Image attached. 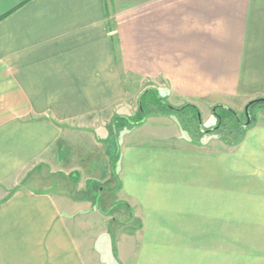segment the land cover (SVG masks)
I'll list each match as a JSON object with an SVG mask.
<instances>
[{"label": "crops", "instance_id": "1", "mask_svg": "<svg viewBox=\"0 0 264 264\" xmlns=\"http://www.w3.org/2000/svg\"><path fill=\"white\" fill-rule=\"evenodd\" d=\"M213 8L0 0V264H102L118 238L121 264H264V110L235 144L211 132L191 139L177 116L150 115L117 136L112 169L109 128L128 116L133 85L158 80L195 104L236 92L244 71L239 93L264 97V49L246 69L240 50L214 59L211 25L222 15ZM150 121L172 126L174 142L145 145ZM153 129L154 141L166 135ZM162 155L172 160L173 198L112 199Z\"/></svg>", "mask_w": 264, "mask_h": 264}, {"label": "rangeland", "instance_id": "2", "mask_svg": "<svg viewBox=\"0 0 264 264\" xmlns=\"http://www.w3.org/2000/svg\"><path fill=\"white\" fill-rule=\"evenodd\" d=\"M212 2L215 15L217 17L219 15H222V19L220 18L217 21H214L211 25L213 41L214 43H216L213 46L214 59L220 58L221 56H226L228 53L232 55V52H235V50H240V54L242 55L241 61L244 65V68L246 69L249 64L248 61L252 60L251 58L253 57V54L256 53L257 50L264 49V0H212ZM238 12H242V18L236 16ZM239 18L240 20H238ZM240 72L243 73L244 71ZM240 72L236 76V83L231 84V88L236 85V92L234 91L235 89L232 88L227 94L214 93L213 98L211 100L195 99L192 101L193 103L197 104L202 108L199 110L202 116L203 127L205 129L209 130V128L217 125V119L214 117L211 110L215 107L214 105L220 101H225L230 106H233L236 109L240 119H237L238 123H240V121L244 123L247 121L244 108L253 99L251 94L243 95L237 90L239 89V87H242L240 83L245 82L246 84H248L249 81L246 74L243 73L242 75ZM145 87H152L154 89L159 90L161 96H164L166 100L176 108L187 104L185 103L187 102L185 99V101L181 100L179 95L173 94L174 92L172 93L169 90L168 93V89H166L168 86L160 87V83L158 80L154 82L150 79L148 81H145V84H142L141 87L137 88L135 85H133V93L131 100L129 101L130 110L127 111L129 112L128 116L133 118L137 117L139 112V98L141 94L146 90L144 89ZM260 110H264V103L258 104L252 109V114L255 119L257 118ZM173 115L179 116L176 113H174ZM203 115L204 118L210 116V120H207L205 122ZM227 125L229 127H237L235 123L231 124V122H228ZM152 127L156 128V132L162 131L164 132V134L166 132V135H159L157 137L158 139L156 138L157 141H154L152 138L153 136L149 135L150 133L148 132L150 130L154 131V129L152 130ZM168 129L173 131L172 126H170L169 128L167 127V129H164V127L161 126L155 127L153 121H150L148 126L143 128L144 133H142L141 131L142 135H144L146 131L148 133V136L144 137V144H157L166 146L172 144L174 140H171L169 138ZM121 132L122 130H120L119 136L120 134H122ZM210 134L213 135V137H217L219 139L227 141L230 144H235L233 143L234 135L228 134L227 130H221L220 133L217 134L211 132ZM203 137L204 136L200 137V140ZM114 141L116 142V145L119 142L116 136L114 137ZM123 142L124 140L122 139L121 143ZM117 149L118 146H116V151ZM148 163L149 169H144V174H140V181L136 183V187L132 190H123V192L121 193H113V200H121L124 198V196L133 200L134 198H136V194L142 197L146 194L145 196H149L156 199H170L174 197L175 192L172 182L171 158L162 155L161 157H156V159H154L153 156H150V158L148 159ZM45 176L49 181H55L56 179L58 183L62 182V179L60 177H53V175L49 176L46 174ZM117 240H119L118 246L115 242L112 251H109V253L103 255L104 258H106V256L107 258L102 261V264H121L120 256H122L124 260V241L122 238H118Z\"/></svg>", "mask_w": 264, "mask_h": 264}, {"label": "trees", "instance_id": "3", "mask_svg": "<svg viewBox=\"0 0 264 264\" xmlns=\"http://www.w3.org/2000/svg\"><path fill=\"white\" fill-rule=\"evenodd\" d=\"M258 104L261 103H255L249 109L251 123H253L255 120V117H253L252 114V109ZM215 108L216 110L213 112V115L217 119V125L219 123V118L221 119V125L218 128H214L217 125L209 128L210 132L217 134L220 133L221 130H227L228 134L234 135L233 143H238L247 127L238 123L235 113L228 109V107L225 105H216ZM174 113L179 115L177 116L179 122L188 137L199 141L200 137L205 134V128L203 127V129H201L199 125V108L195 104L191 103H187L179 108H176L172 106L164 96H161L157 89L154 88H148L141 94L139 98V112L137 117L133 118L130 116H116L109 128L110 133L111 135L117 137L120 130H123L126 127H135L141 125L150 115ZM228 122H231V124L235 123L237 127H229L227 125ZM116 146H118V143ZM118 160L119 151L117 150L112 159V169L114 175L117 174L116 167Z\"/></svg>", "mask_w": 264, "mask_h": 264}, {"label": "water", "instance_id": "4", "mask_svg": "<svg viewBox=\"0 0 264 264\" xmlns=\"http://www.w3.org/2000/svg\"><path fill=\"white\" fill-rule=\"evenodd\" d=\"M255 103H264V97H261V98H255V99L251 100V101L245 106V113H246L247 121H246L245 123L242 122V121H240V123H241L242 125L246 126V127L249 126L250 123H251V118H250V112H249V109H250V107H251L253 104H255ZM226 107H227V106H226ZM228 109L232 110V111L235 113L237 119L240 120V119H239V115H238V113H237L235 110H233V109H231V108H229V107H228ZM215 110H216V108L214 107V108H213V112H214ZM199 125H200V128L203 129V121H202L201 113H199ZM220 125H221V119L219 118V123H218V125H217L216 127H214V128H218V127H220ZM204 132L208 133V132H210V130H207V129H206V130H204Z\"/></svg>", "mask_w": 264, "mask_h": 264}]
</instances>
